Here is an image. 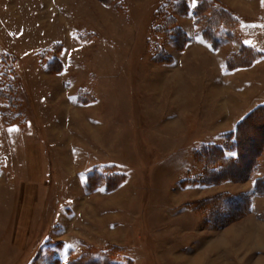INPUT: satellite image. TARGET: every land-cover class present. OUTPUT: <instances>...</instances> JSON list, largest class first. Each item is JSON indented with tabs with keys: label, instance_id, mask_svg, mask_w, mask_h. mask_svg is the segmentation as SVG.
Segmentation results:
<instances>
[{
	"label": "rangeland",
	"instance_id": "1",
	"mask_svg": "<svg viewBox=\"0 0 264 264\" xmlns=\"http://www.w3.org/2000/svg\"><path fill=\"white\" fill-rule=\"evenodd\" d=\"M153 1L0 0V264H264V0Z\"/></svg>",
	"mask_w": 264,
	"mask_h": 264
},
{
	"label": "trees",
	"instance_id": "2",
	"mask_svg": "<svg viewBox=\"0 0 264 264\" xmlns=\"http://www.w3.org/2000/svg\"><path fill=\"white\" fill-rule=\"evenodd\" d=\"M201 1L196 4L194 9V15L199 13L198 5ZM197 8V9H196ZM172 19V18H171ZM174 34H171V38H175L173 36ZM186 35V34H185ZM206 36V35H204ZM264 105H260L256 108H254L252 111H250L241 121H239L236 124V127L233 132H230L229 134V142L222 144V145H210L206 148V150H203L202 153L204 155V158H202V162L204 163L206 167V173L208 172L209 178L207 180H204V183H219L226 179L231 180H241L245 179L249 176V174L254 170L255 167V156L256 152L260 150V147L258 149H254L251 154L246 155L243 153L245 137H243V128L248 123L250 118L256 117V119L259 121L261 118H264ZM257 121V122H258ZM262 137L258 138V143L261 145V143L264 141V133L261 135ZM248 138L252 139V136H248ZM247 138V139H248ZM254 139V137H253ZM244 144V145H243ZM254 146V145H253ZM226 151L234 152L232 155H226ZM245 156V157H244ZM214 165H217L218 167H214ZM264 194V176L257 178L254 182V187L251 192L243 193L236 195L234 197H241L244 196L245 199L243 201V205L248 203L251 200V197L253 195H262ZM243 197V198H244ZM248 198V199H247ZM249 211V210H248ZM76 262V261H75ZM74 262L70 263L67 262L66 264H73Z\"/></svg>",
	"mask_w": 264,
	"mask_h": 264
},
{
	"label": "crops",
	"instance_id": "3",
	"mask_svg": "<svg viewBox=\"0 0 264 264\" xmlns=\"http://www.w3.org/2000/svg\"><path fill=\"white\" fill-rule=\"evenodd\" d=\"M51 1H53V4H55L54 3V0H51ZM163 1L164 0H154L153 2H151V5L150 6H152L151 8L153 9V12H156V10H158V8L160 7V5L163 3ZM186 1V4L190 7V8H193V7H195L196 6V4H198V2L199 1H201V0H185ZM247 1H250V2H252V1H255V0H241V2H247ZM248 3V2H247ZM256 4H258L257 6H258V12H261L262 13V8H261V5H260V3H259V0H256ZM104 5V4H103ZM68 13V12H67ZM174 15V14H173ZM175 16V15H174ZM69 17H70V14H69ZM183 18H187V19H191L192 21H193V23H194V15H192L191 13L190 14H185V15H182V16H180V18H179V15H178V23H179V26H180V28L183 30V32H185V34H186V36L188 37V39H190V38H192V37H197V33L195 32V30H196V27H192L191 29H187V27H186V22H185V20L183 19ZM256 19V18H255ZM254 19H252V20H246V21H253ZM71 23L72 24H74L73 22H72V20H71V22H69V23H67V25H66V28H68L70 25H71ZM192 23V22H191ZM185 24V25H184ZM195 24V23H194ZM193 25V24H192ZM73 27V29L74 28H76V27H78V26H75V25H73L72 26ZM71 26L69 27V28H72ZM82 27V26H81ZM188 30V31H187ZM189 31H191L192 33L190 34L189 33ZM200 32L201 31H199V37L201 38L202 36H200ZM78 35H80V32L79 33H77ZM252 45V44H251ZM253 46V45H252ZM256 50L260 53V51L261 50H259V49H257L256 48ZM256 51V52H257ZM262 52V51H261ZM263 54H264V52H263ZM262 56L263 55H260V57L262 58ZM255 61H258V60H255ZM256 63V62H255ZM226 69V68H225ZM257 106V105H256ZM256 106H254L252 109H254ZM251 110H249L248 111V113L250 112ZM247 113V112H246ZM246 113H244L243 115H245ZM243 115H241V117H243ZM241 117H239L238 119H236L233 123H232V126H231V128H234L235 127V125L240 121V118ZM257 178H255L254 180H253V182L252 183H250V188L249 189H247V191H249V192H251L252 190H253V187H254V182H255V180H256ZM224 183H226V182H224ZM16 193V192H15ZM15 196H16V194H15ZM254 196V198L255 197H257V195H253ZM253 196H252V198H253Z\"/></svg>",
	"mask_w": 264,
	"mask_h": 264
}]
</instances>
